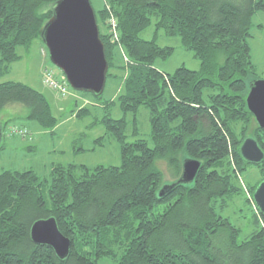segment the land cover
<instances>
[{"label": "trees", "instance_id": "1", "mask_svg": "<svg viewBox=\"0 0 264 264\" xmlns=\"http://www.w3.org/2000/svg\"><path fill=\"white\" fill-rule=\"evenodd\" d=\"M57 1L0 0V78L21 58L19 46L41 38ZM105 2L110 9L92 4L109 63L107 79L118 75L115 70L123 78L127 72L117 97L123 116L102 120L120 143L121 163L93 168L58 163L44 177L33 169L1 173L0 264H98L101 258L116 264H264V215L256 204V226L244 240L217 209L219 201L224 208L242 192L236 170L253 165L240 146L254 117L246 101L257 78L249 39L264 0ZM110 10L128 63L109 31ZM153 17L158 31L179 36L195 52L199 69L182 65L167 73L155 66L175 47L141 36ZM13 103L27 106V116L44 127L58 124L42 91L22 81H0V114ZM142 106L150 112L154 146L126 138L127 114L136 116ZM253 136L264 149V129L258 125ZM183 152L202 161L195 180L163 183L158 162L182 172ZM50 216L71 238L65 259L31 238L32 224Z\"/></svg>", "mask_w": 264, "mask_h": 264}, {"label": "rangeland", "instance_id": "2", "mask_svg": "<svg viewBox=\"0 0 264 264\" xmlns=\"http://www.w3.org/2000/svg\"><path fill=\"white\" fill-rule=\"evenodd\" d=\"M91 2L97 9L102 8L104 4L110 9V4L105 0ZM110 12L109 31L111 19L118 20L111 10ZM155 21L156 18L153 17L152 24L141 33V36L146 39H157L161 45L175 47L170 57L158 58L155 66L167 73L174 72L182 65L199 69L201 60L195 52L186 48L179 36H169L162 29L158 31ZM253 21L252 36L249 39L251 57L256 66V79H264V11L255 12ZM116 31L120 36L119 27ZM117 43L123 61L128 63L129 56L125 48L121 46L120 41ZM17 51L21 58L11 64V68L1 76L0 81H22L42 91L51 103L58 124L55 127H44L27 116L28 108L24 104L7 105L0 114L4 124L3 138L0 141V174L7 170L33 169L44 177L48 176L51 168L58 163H75L91 168L102 164L119 165L120 143L108 132L102 120L107 115L113 118L123 116L117 97L123 92L127 72L123 78L121 71L115 70L118 75L108 77L105 89L99 95L74 89L63 70L50 59L48 48L42 38L36 39L29 47L19 46ZM45 67L53 70L55 78L60 83L68 85L66 94L52 89L45 82L43 78ZM82 108H86L87 111H81ZM134 116L133 113L127 114L128 125L125 130L127 141L133 142L137 138H144L150 146H154L149 109L142 106L136 113L137 121ZM257 126V121L253 117L248 129L249 136H253ZM23 130H27L26 133L22 132ZM101 137H104V140ZM186 155L185 152L182 153L181 168ZM251 164L253 165H248L243 172L236 170L242 192L228 198V205L224 208L221 201L217 205L218 211L229 217L240 229V240L249 237L255 229L256 206L253 203L251 187L264 180V164L261 166ZM158 165L164 173L165 184H170L181 176L182 172L177 173L165 160H160ZM98 264H116V261L101 258Z\"/></svg>", "mask_w": 264, "mask_h": 264}, {"label": "water", "instance_id": "3", "mask_svg": "<svg viewBox=\"0 0 264 264\" xmlns=\"http://www.w3.org/2000/svg\"><path fill=\"white\" fill-rule=\"evenodd\" d=\"M53 10V16L41 31L50 59L63 70L74 89L102 94L109 63L91 0H58ZM246 101L257 124L264 129V79H255L250 84ZM3 130L0 119V141ZM240 153L248 162L259 164L264 161V149L253 136L244 139ZM201 165L202 161L197 158H185L177 183H192ZM253 199L264 215V180L257 185ZM30 235L35 243L51 246L60 259L69 256L71 238L61 231L54 216L37 219L31 226Z\"/></svg>", "mask_w": 264, "mask_h": 264}, {"label": "built area", "instance_id": "4", "mask_svg": "<svg viewBox=\"0 0 264 264\" xmlns=\"http://www.w3.org/2000/svg\"><path fill=\"white\" fill-rule=\"evenodd\" d=\"M111 26V34L113 35V40L119 42L120 36L116 31V28L119 27L118 20L112 18L110 21ZM43 78L45 82L52 88L59 91L61 94H66L68 92V85L60 83L54 75V72L51 68L45 67ZM27 130H23L22 132L26 133Z\"/></svg>", "mask_w": 264, "mask_h": 264}]
</instances>
